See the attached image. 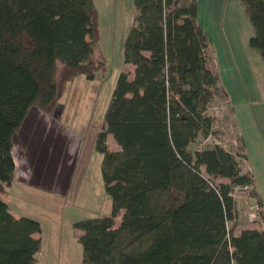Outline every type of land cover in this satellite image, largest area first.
<instances>
[{
	"label": "trees",
	"instance_id": "16d2710c",
	"mask_svg": "<svg viewBox=\"0 0 264 264\" xmlns=\"http://www.w3.org/2000/svg\"><path fill=\"white\" fill-rule=\"evenodd\" d=\"M240 2L249 46L264 61V0ZM132 4L122 54L133 70L119 72L94 143L111 210L74 223L82 264H264V228H228L234 187H253L238 159L245 152L190 147L215 133L208 108L221 93L197 0ZM97 36L94 0H0V194L12 181L13 137L29 109L50 112L66 82L104 70ZM107 134L118 149L108 148ZM40 229L0 197V264H36Z\"/></svg>",
	"mask_w": 264,
	"mask_h": 264
},
{
	"label": "rangeland",
	"instance_id": "374dc122",
	"mask_svg": "<svg viewBox=\"0 0 264 264\" xmlns=\"http://www.w3.org/2000/svg\"><path fill=\"white\" fill-rule=\"evenodd\" d=\"M94 1L95 55L104 60V70L97 71L94 79L81 75L66 82L50 112L29 109L13 137L17 168L10 186L0 194L13 212L39 221L42 239L36 264H82L81 230L74 223L111 210L100 172L102 155L94 143L119 72L132 73L122 54L132 23V0ZM199 15L210 43L209 66L218 76L221 93L208 108L216 119L215 133L190 147L218 143L234 154L245 152V159H238L242 170L252 174L253 187L232 191L236 215L228 228L236 234L244 228L263 229L264 61L249 46L252 27L240 0H202ZM62 67L57 64V84ZM106 143L110 150L118 148L112 135L106 136ZM220 181L227 180L215 179ZM120 217H115L116 225Z\"/></svg>",
	"mask_w": 264,
	"mask_h": 264
},
{
	"label": "crops",
	"instance_id": "0c3cea01",
	"mask_svg": "<svg viewBox=\"0 0 264 264\" xmlns=\"http://www.w3.org/2000/svg\"><path fill=\"white\" fill-rule=\"evenodd\" d=\"M201 4H202V0H197V10H198V15H197V20H198V23L202 26V24H201V18H200V15H199V13H200V7H201ZM94 5H95V1H94ZM95 8H96V6H95ZM129 10H131V12H132V19H133V14H134V7H133V4L131 3V6L129 7ZM202 28H203V26H202ZM125 65L127 66H131V70H133V65L132 64H129V63H125ZM127 70H130V69H127ZM108 135H111V134H108ZM107 135V136H108ZM108 138V137H107ZM118 146V145H117ZM13 149V148H12ZM118 149V148H117ZM114 150H116V149H114ZM57 165V167H58V164H56ZM16 164H15V170H16ZM12 182V181H11ZM11 184V183H10ZM10 186V185H9ZM9 186H7V187H9ZM6 187V188H7ZM9 206V205H8ZM9 211L14 215V216H16V217H18L19 215L18 214H16L15 212H13L10 208H9ZM40 233H41V229H40V232L39 233H36L35 234V236H37V237H40V240L42 239V237H41V235H40ZM37 254H38V252L36 253V258H37Z\"/></svg>",
	"mask_w": 264,
	"mask_h": 264
},
{
	"label": "built area",
	"instance_id": "2783aa9c",
	"mask_svg": "<svg viewBox=\"0 0 264 264\" xmlns=\"http://www.w3.org/2000/svg\"><path fill=\"white\" fill-rule=\"evenodd\" d=\"M209 138V136L206 138V139H208ZM247 186H242V187H240V186H238V187H234V189H237V188H246ZM233 189V190H234Z\"/></svg>",
	"mask_w": 264,
	"mask_h": 264
}]
</instances>
